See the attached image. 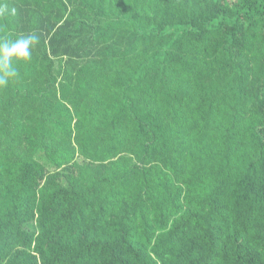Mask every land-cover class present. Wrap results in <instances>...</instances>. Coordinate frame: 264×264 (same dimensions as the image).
Returning <instances> with one entry per match:
<instances>
[{"label": "trees", "instance_id": "trees-1", "mask_svg": "<svg viewBox=\"0 0 264 264\" xmlns=\"http://www.w3.org/2000/svg\"><path fill=\"white\" fill-rule=\"evenodd\" d=\"M0 264H264V0H9Z\"/></svg>", "mask_w": 264, "mask_h": 264}, {"label": "clouds", "instance_id": "clouds-1", "mask_svg": "<svg viewBox=\"0 0 264 264\" xmlns=\"http://www.w3.org/2000/svg\"><path fill=\"white\" fill-rule=\"evenodd\" d=\"M18 15L9 0H0V22H7ZM40 37L35 32L22 33L15 38L0 36V90L21 79L18 64H29L39 46Z\"/></svg>", "mask_w": 264, "mask_h": 264}]
</instances>
